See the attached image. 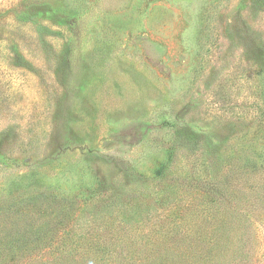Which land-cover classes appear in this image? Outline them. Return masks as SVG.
<instances>
[{
	"label": "rangeland",
	"instance_id": "374dc122",
	"mask_svg": "<svg viewBox=\"0 0 264 264\" xmlns=\"http://www.w3.org/2000/svg\"><path fill=\"white\" fill-rule=\"evenodd\" d=\"M0 264H264V0H0Z\"/></svg>",
	"mask_w": 264,
	"mask_h": 264
}]
</instances>
